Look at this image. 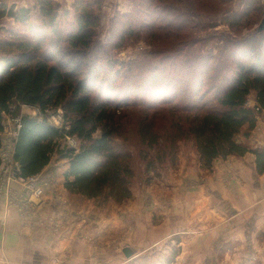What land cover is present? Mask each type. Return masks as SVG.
<instances>
[{"label": "trees", "instance_id": "trees-1", "mask_svg": "<svg viewBox=\"0 0 264 264\" xmlns=\"http://www.w3.org/2000/svg\"><path fill=\"white\" fill-rule=\"evenodd\" d=\"M224 1L230 0H221V3ZM167 2L166 5L159 4L153 8L154 12L159 11L164 17H151V23L145 20L139 30H179L191 24V15L181 6L185 0ZM249 2L250 5L245 2L247 7L244 11L232 15L224 13L222 21L234 29L243 27L251 14L254 0ZM36 3L40 15L47 20V26L54 33L47 47H44L45 36L33 42L19 39L0 43V52L9 50L6 56L0 57V133L4 130L5 116L12 120L18 119L19 129L12 151L13 162L18 167V178L26 180L39 175L53 155L58 154L68 162L63 174V185L68 192L86 198H98L106 194L117 201L128 198L129 155L113 146L116 134L114 116L130 103L145 104V99L154 90L151 85L156 86L160 82L164 87H155L151 99L158 94L164 98L150 100L147 108L158 112H164V108L168 109L167 112L179 109L185 113L182 114L183 123L171 121V125L185 131V138L194 141L203 167L211 168L213 161L218 158H241L251 154L256 173L264 174V148L252 149L237 141L239 136L245 139L250 136L256 126L255 112L264 111V31L255 35L256 40H225L227 47L238 48L230 53L233 73L225 66L224 60L219 58L216 67L210 66L213 57L191 56V52L180 59V63L173 60L161 69L146 68L152 74L144 80L147 85L133 80L124 89L128 96L132 93L130 87L146 85L136 100L111 103L103 99V92H98V96L93 95L99 83V72L115 66L114 61L109 59L110 50L120 48L117 41L123 42L126 35H135V31H138L135 29L137 21L135 24L133 20L123 22L122 17L125 15L117 18L114 43L105 47L95 41L98 24L92 12L95 3H84V0L73 2L75 19L69 23L70 28L66 33L59 29L61 21H57L60 5L52 0H36ZM13 10L14 7L7 8L0 4V17L8 16L20 22L29 19V8ZM62 14L65 16L68 13L63 10ZM171 18L174 22L178 19L183 22L176 26ZM239 45L243 47L239 49ZM13 51L16 54L11 56L10 52ZM181 65L185 67L184 70L178 69ZM143 66L121 64V70L114 73L113 81L143 71ZM219 68L221 71H217ZM123 71L125 74L119 75ZM179 72L184 73L178 79L176 74ZM108 89L116 93L114 86ZM251 91L256 92L253 110L245 107L246 97ZM182 95L185 99L174 103ZM20 106L36 108L43 116L49 110L61 109L64 113L63 126L54 127L46 118L39 121L37 118L19 116ZM66 137L80 141L78 151L61 146L60 142ZM140 138L142 144L152 146L157 144L162 135L151 124H144L141 126Z\"/></svg>", "mask_w": 264, "mask_h": 264}, {"label": "rangeland", "instance_id": "rangeland-1", "mask_svg": "<svg viewBox=\"0 0 264 264\" xmlns=\"http://www.w3.org/2000/svg\"><path fill=\"white\" fill-rule=\"evenodd\" d=\"M52 1L61 7L57 21H61L59 29L66 33L70 28L69 23L75 19L72 7L75 0ZM167 1L152 0L150 4L149 0H84V3H95L92 5V12L98 19L95 41L100 46L108 47L110 43H114L115 23L118 22L117 18L122 17L121 15L126 16L122 17L123 22L133 20L135 24L137 21L135 29H138L135 35H126L123 42L117 41L120 48L110 50L109 59L114 61L115 66L99 72V83L96 84L93 95L103 92V99H108L111 103L127 99L136 100V97L142 95L143 87L147 85L145 78L152 75L146 68L161 69L163 65L173 60L180 63V59H184L185 55L191 52V56L213 57L210 66L216 67L220 58L233 73L234 66L230 65V53L238 48L227 47L225 40L233 42L254 40L257 39L256 34L264 31L262 29L264 0H254L251 14L241 28L228 27L222 18L225 16L224 13L232 15L246 10L245 2L250 5L249 0H230L223 3L221 0H185V4L181 5L182 9L189 13L193 20L191 24H186L184 29L139 30L145 20L151 23L153 22L151 17H164L159 11L154 12L153 8L159 4L166 5ZM0 4L7 8L14 7V12L23 8L30 9L29 19L24 22L15 21L8 16L0 17V43L19 39L33 42L37 41L38 37L45 36L44 47H47L54 38L52 28L47 26V20L39 13L36 0H0ZM219 9L221 10L218 11ZM63 10L68 14L63 16ZM171 20L176 26L183 22L181 19L175 22L173 18ZM240 46L243 47L239 45V49ZM257 46L259 49L260 46ZM8 51L0 52V57L6 56ZM10 53L11 56L16 54L14 51ZM121 64L132 67L144 65L145 70L137 71L125 79L113 81L114 73L121 70ZM178 69L184 70L185 67L181 65ZM183 73H177L176 77L182 76ZM124 74L125 71L119 75ZM133 80L142 81L146 85L140 88L130 87L132 93L127 96L124 89L131 85ZM113 86L116 93L108 89ZM157 86V89L164 87L161 82L156 86L151 85L154 90ZM154 90L145 99V104L130 103L114 116L116 134L112 143L115 148L129 155L130 167L129 197L121 201L107 194L98 198H86L81 194L68 192L63 185V174L68 162L61 159L58 154L53 155L48 166L39 175L26 180L18 178L12 159L13 144L19 129L18 119L4 117V130L0 133V184L13 182L15 186L17 184L26 186L20 188V195L18 193L13 195V205L18 211H21L22 205L26 206L27 194L30 201H35L34 203L31 201V204L37 205L35 209L44 206L46 201L48 206V199L50 200L48 196L54 195L57 196L58 204L69 205L73 213L88 215L87 223L91 225L93 233L86 235L81 229H76V223L70 220L71 216L67 211L60 208L62 211L59 213L60 217L68 219V226L73 229L69 235L76 240L75 242L86 243L92 247L93 261L90 264H185V228L188 227L186 223L190 215L192 217L198 215L197 209L192 208L194 199L187 200L186 197H192L195 188L198 187L197 181L204 182L209 177L212 181L217 168L225 166L233 158H240L235 156L224 160L218 158L213 161L211 168L203 167L194 141L185 138V131L171 125V121L183 123L185 120L182 114L185 113L179 109L167 112L168 109L164 108L162 110L164 112H158L147 108L150 100L164 98L162 94H158L156 98L151 99ZM179 99H185V96L177 97L174 103ZM255 106L256 92L251 91L246 97L245 107L253 110ZM18 114L37 118L39 121L46 118L50 125L57 128L63 126L64 113L61 109L49 110L43 116L36 108L20 106ZM255 115L256 125H264V111L255 112ZM144 124H151L153 129L162 135L157 144L152 146L142 144L140 130ZM252 136L253 131L247 139L239 136L237 141L247 144L252 149L264 148L256 147ZM60 144L62 147L78 151L80 141L66 137ZM31 204L28 207L32 206ZM185 204L189 205L188 208H185ZM48 210L47 207V213ZM78 219H81L79 215ZM76 221L78 222L77 219ZM47 223L54 229L55 221L50 219ZM124 249L131 252L128 257L124 254ZM60 252L61 254L58 253L51 258L50 264L62 262L71 264L64 261L72 262L73 257L69 259L70 256L65 249Z\"/></svg>", "mask_w": 264, "mask_h": 264}, {"label": "crops", "instance_id": "crops-1", "mask_svg": "<svg viewBox=\"0 0 264 264\" xmlns=\"http://www.w3.org/2000/svg\"><path fill=\"white\" fill-rule=\"evenodd\" d=\"M252 141L256 147L264 146V125L255 126ZM197 183L192 197H186L194 199L192 208L198 215H190L186 223L185 264H264V174L256 173L253 155L233 158L217 168L212 181L209 177ZM21 187L13 182L0 184V264H50L64 249L74 259L65 263L90 264L92 247L75 242L68 219L59 213L60 208L67 211L76 229L86 235L93 233L88 215L80 213L78 219L54 195L48 196V206L46 201L45 207L35 209L27 194L26 206L18 211L13 195H20ZM50 219L55 221L54 229L47 223Z\"/></svg>", "mask_w": 264, "mask_h": 264}, {"label": "water", "instance_id": "water-1", "mask_svg": "<svg viewBox=\"0 0 264 264\" xmlns=\"http://www.w3.org/2000/svg\"><path fill=\"white\" fill-rule=\"evenodd\" d=\"M262 29H264V25H262ZM124 254L126 255V257H128L130 255V251L128 249H124Z\"/></svg>", "mask_w": 264, "mask_h": 264}, {"label": "built area", "instance_id": "built-area-1", "mask_svg": "<svg viewBox=\"0 0 264 264\" xmlns=\"http://www.w3.org/2000/svg\"><path fill=\"white\" fill-rule=\"evenodd\" d=\"M14 165L16 166V171L18 172V167H17V165L14 163Z\"/></svg>", "mask_w": 264, "mask_h": 264}]
</instances>
